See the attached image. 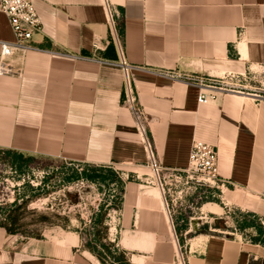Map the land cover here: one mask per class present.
<instances>
[{
	"label": "crops",
	"instance_id": "1",
	"mask_svg": "<svg viewBox=\"0 0 264 264\" xmlns=\"http://www.w3.org/2000/svg\"><path fill=\"white\" fill-rule=\"evenodd\" d=\"M110 2L161 168L167 177L183 170L194 141L215 147L224 207L204 212L214 205L204 203L198 217H188L182 209L172 213L156 190L148 192L156 209L145 196L130 206L129 188L149 169V159L124 106L126 78L104 0H33L42 23L34 50L12 59L17 74L0 76V153L115 172L125 186L116 211L122 223L107 226L130 264H264V246L251 239L255 228L242 233L228 225L236 215L231 208L264 220V101L247 84V90L214 91L215 100L200 104L198 88L157 75L223 78L264 65V0ZM13 40L0 11V43ZM220 220L236 233L217 227ZM63 233L62 239L24 237L0 226V264H103L78 250L80 234Z\"/></svg>",
	"mask_w": 264,
	"mask_h": 264
},
{
	"label": "rangeland",
	"instance_id": "2",
	"mask_svg": "<svg viewBox=\"0 0 264 264\" xmlns=\"http://www.w3.org/2000/svg\"><path fill=\"white\" fill-rule=\"evenodd\" d=\"M165 79L173 81L168 78ZM251 85L253 86L251 88L253 89V94H256V88L259 86ZM248 87L249 86H247V89ZM124 106L129 110L125 101ZM141 109L144 112L143 107H141ZM134 119L137 124L135 116ZM143 120L147 126L148 133L146 115ZM73 170L81 172L82 165L72 164L53 158L33 157L22 173H16L12 168L10 158L1 152L0 225L8 224L10 223V217H16L18 219V224L15 226V229L24 237L41 238L44 236H53L57 239H62L64 234L63 231L77 233L80 234L82 238V245L78 248L80 251H90L86 244L91 240L90 236L98 232L100 240L103 241V239H106V242H103L106 248L103 249L95 245H91V247H94L96 251L102 253L106 264H113V257H119L122 263L125 261L129 262L128 253L119 246L118 239H116L118 234L113 231V236L110 238L109 226H107V224L119 226L122 223L121 212H116L113 209L115 205L118 204V198H120V187L114 182H110L109 185H106L85 180L64 181L65 177L71 175ZM138 176V182L133 183L132 185L134 187L131 186L129 188L128 197L131 199L129 203L130 206L138 205L137 201L139 197L143 199L145 196L147 200H150V205L148 207L156 209L160 205L153 200V195L148 193L152 190H156L161 197L162 203H164L166 199L172 213L182 209L184 210L182 213H185L188 217H198L197 214L199 213V209L204 203L211 202L220 207H224L221 199L217 197V195H221V193L217 191L215 192L216 195L214 200L210 199L203 204H197V195H203L205 189L196 190L193 185L186 184L185 181H177L173 177H167L163 169L159 179L155 177L150 169L139 171ZM158 180L162 182L164 191L159 188L160 184ZM127 181H133V179L130 178ZM24 197L27 203L20 207V205L23 204L22 198ZM16 199L19 200L18 207H13ZM143 203L145 202L142 200L141 206L144 205ZM98 205H104L102 215H104V220L107 218L108 221L103 224H98L97 227H93V223L91 224V217L93 215L92 213H94L93 210L99 213L101 208L98 207V209H96ZM231 209L230 214L233 215L236 213V215H233L234 218L230 219L228 225L237 228L235 216L238 215V212L234 208ZM107 214L112 216V223ZM217 223V227L233 232L231 231L233 229L226 227L225 221L220 220ZM195 229L197 230L198 228L196 227ZM200 230L205 234L209 233L208 229L204 230V228H200ZM233 233L236 232L234 231ZM248 236H250V234H248ZM125 243L126 240H124V245L127 247ZM147 244L149 246L148 242ZM146 249H148V247H146ZM116 251H118L117 254ZM109 253L115 254L112 256Z\"/></svg>",
	"mask_w": 264,
	"mask_h": 264
},
{
	"label": "built area",
	"instance_id": "3",
	"mask_svg": "<svg viewBox=\"0 0 264 264\" xmlns=\"http://www.w3.org/2000/svg\"><path fill=\"white\" fill-rule=\"evenodd\" d=\"M104 6L108 12L109 26L113 41L118 48L120 55V66L122 67L125 78V103L137 120L138 132L143 138L145 152L149 159V169L154 173L156 178H160L162 168L156 156L154 145L150 141L147 133V126L144 123L145 115L138 104L136 94L129 79V65L127 64L121 40L118 32L117 13L114 11L110 0H104ZM0 11L6 15L10 23L14 40L12 42L0 43V76H11L17 74L12 65V59L17 54H26L34 47L32 45L33 37L42 29V23L34 6L33 0H0ZM161 77L178 81L189 86L199 89L198 102L207 104L217 98L214 91L234 92L237 88L247 89V84L259 86L254 94L258 101H264V65L258 69H250L248 73L233 75L229 74L223 78H212L197 73H176L160 72ZM241 79L243 85L233 83V80ZM259 92V93H258ZM171 177L177 181H185L191 184L196 190L205 189L203 195L198 194L197 204H203L210 199L214 200L216 191L223 193L226 183L219 176L218 151L215 147L203 142L194 141L188 156L187 166L183 170H177L171 173ZM159 181V188L164 191L162 182ZM217 195V197H221ZM99 205L96 209H98ZM93 212H95L93 210ZM93 214V213H92ZM260 224L264 227V220L259 219Z\"/></svg>",
	"mask_w": 264,
	"mask_h": 264
},
{
	"label": "trees",
	"instance_id": "4",
	"mask_svg": "<svg viewBox=\"0 0 264 264\" xmlns=\"http://www.w3.org/2000/svg\"><path fill=\"white\" fill-rule=\"evenodd\" d=\"M2 153H4L6 156L10 158L12 168L14 169L16 173H22L27 168L28 163L33 158L30 156H25L23 154H18V153H14L10 151L2 152ZM77 180L78 181L85 180V181H90V182L97 183V184H106V185H109L110 182H114L120 187V198H118V204L115 205L113 209L114 211H119L121 209L122 197L125 192V189H124L125 186L121 178L115 172H113L110 168H94V167L87 168V167L82 166L81 172H79L78 170H73L71 175L65 177L64 179V181L66 182L77 181ZM25 200H26L25 197L22 198L23 204L20 205V207L26 205L27 201ZM18 203H19V200L16 199L13 207H18ZM103 206L104 205H99V208H101L99 213L94 212L91 217V224L93 223V227H97L98 224H103L107 222V218H105L104 220V215H102V210L104 209ZM237 214L238 215L235 216L236 217L235 222L237 223V226H238L236 229L239 232L243 233L245 230L251 227H254L257 235L251 238L252 242H256L264 246V227L260 224L259 219H256L255 217L251 215H246L243 213H237ZM9 220H10V223L2 224L0 226L5 228L9 234L22 235L21 233L17 232V230L15 229V226H17L18 224V219L16 217H10ZM90 237H91V240L89 241V243L86 244V246L89 248V250L93 254H95L100 259V261L103 264H106L105 259L102 256V253L96 251L94 247H91V245L92 246L95 245L97 247H100V248L102 247L103 249H105L106 245H104L103 242H106V239H103V241L100 240L98 232H95L93 236H90ZM117 252L118 251H116V254ZM109 254L113 256V254L115 253H109ZM113 260H114L113 264H130L128 261H125L124 263H122L119 257H113Z\"/></svg>",
	"mask_w": 264,
	"mask_h": 264
},
{
	"label": "bare ground",
	"instance_id": "5",
	"mask_svg": "<svg viewBox=\"0 0 264 264\" xmlns=\"http://www.w3.org/2000/svg\"><path fill=\"white\" fill-rule=\"evenodd\" d=\"M211 207H215V209H219V206L217 205V204H214L213 206H211V205H206L204 208H203V211L204 212H206V211H208V210H213V211H215L213 208H211Z\"/></svg>",
	"mask_w": 264,
	"mask_h": 264
}]
</instances>
